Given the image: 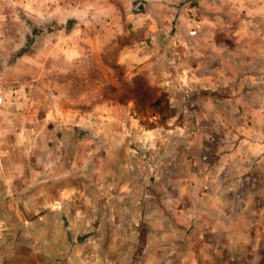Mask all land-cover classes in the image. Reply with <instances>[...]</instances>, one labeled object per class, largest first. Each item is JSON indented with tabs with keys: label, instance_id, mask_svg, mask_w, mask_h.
<instances>
[{
	"label": "rangeland",
	"instance_id": "rangeland-1",
	"mask_svg": "<svg viewBox=\"0 0 264 264\" xmlns=\"http://www.w3.org/2000/svg\"><path fill=\"white\" fill-rule=\"evenodd\" d=\"M109 2L102 7L101 0H0V141L21 130V122L6 127V111L40 117L59 104L72 107L73 120L84 123L66 136L51 130L55 143L42 158L71 156L74 174L67 183L77 192L56 197L73 205V222L66 227L74 250L98 231L108 237L106 244L114 240L105 257L90 244L89 258L70 261L264 264V212L254 210L258 223L247 214L264 205V158L256 162L259 156L250 155L251 146L264 142V0H168L161 8L151 2L148 32L146 22L132 19L130 2L121 0L115 9ZM159 59L165 72L154 79L150 72L161 71L153 63ZM198 76L203 88H217V98L201 89ZM24 131L28 136L33 130ZM240 138L249 159H230L232 178L226 179L217 160L232 153ZM30 144L13 147L25 148L19 154L25 158L35 148ZM100 165L118 168V181ZM51 174L54 180L59 171ZM42 178V198L52 200L44 191L49 178ZM145 183L150 194L137 191V204L131 202L128 187ZM211 186L232 188L231 210H244L241 228L251 221L253 246H230L222 233L209 232L212 220L190 211L201 189ZM33 196L0 193V206L8 201V211L16 212L12 202L38 200ZM134 220L139 226L130 224ZM43 225L0 222V264H49L37 255L44 242L32 238L45 234ZM257 228L260 233L253 234Z\"/></svg>",
	"mask_w": 264,
	"mask_h": 264
},
{
	"label": "crops",
	"instance_id": "crops-1",
	"mask_svg": "<svg viewBox=\"0 0 264 264\" xmlns=\"http://www.w3.org/2000/svg\"><path fill=\"white\" fill-rule=\"evenodd\" d=\"M99 1V0H98ZM102 1V7H104L105 0ZM110 1L109 3L113 4V9H115L118 5V3H121V0H108ZM112 1V2H111ZM130 2V6H135L134 11H132L131 16L132 19L137 18L136 22L140 21V23H145L147 17L150 16L148 14L149 7L152 6L150 5L151 2H156L159 4L158 8H161V5H163V1H168V0H125ZM136 5L138 7L136 8ZM121 9V5H120ZM130 14V13H127ZM169 13L166 12L164 15V19H168ZM113 16V14H112ZM156 17V14H151V17ZM172 18L174 17L173 14L170 15ZM161 20L163 18H160ZM135 22V21H134ZM157 22V21H156ZM156 23L155 29L152 31H158L157 27L159 26ZM144 26V31H150L151 23L146 22ZM158 56H162L160 53ZM159 60L153 61L154 66H157L161 69V71L158 72V74H153V71L150 72L151 76L155 79L156 75H160L161 73L165 72L164 66L166 64H163V62ZM171 61V60H170ZM199 77V76H198ZM202 78L199 77V81L201 83V89L205 91H209L210 95L214 98L216 94L214 91L217 90L215 86L212 88V90H207L206 88H203L202 86ZM242 81V80H240ZM189 84V83H188ZM241 86V85H239ZM231 87V84H230ZM234 88H240V87H234ZM216 89V90H215ZM230 88H228L229 90ZM68 90L65 91V93ZM52 105L48 107V110H44L43 114H41L40 117H25L21 116L18 113H13V112H8L6 111V115L8 116L9 124L6 125V127H11L14 125V123H19L21 122L20 126H16L18 128H21L20 136L19 132L13 136V138L8 139V140H3L0 141V193L3 196L8 197L9 195L12 196L13 199H15L19 194L22 193H28L32 192V196L37 194L38 200H23L22 202H12L15 204L16 209L18 211L10 212L8 211V201L3 202L0 211V222H3V220L8 221V223H16V225H32V224H44L45 226V234L42 236L39 235L38 233H33L32 238L36 242H44L43 246H46L43 248V246L38 248V256L39 258H42L44 262H49V264H73L72 258L74 256H80L81 258H89L88 257V250L90 249L91 245L93 246V251L97 252L98 256L105 257V253L107 255L108 252H104V250L107 248H110V242L106 244L105 241H109L108 237L104 236L101 231L92 233L91 236L87 235L85 239L81 242L80 245L77 246V248H80L79 250H74L73 247V237L72 234H70L67 230V225L71 224L73 222V212L72 210L73 205L72 204H67L65 202L59 201L56 197L57 193H61L64 191L65 197H71L74 193L77 192V190L72 188V184L67 183V179L72 178L73 176V168H72V159L71 156L66 152V157L61 161L60 156H58L57 160L54 161L52 156H50V160H45L42 158V155L46 152H48V149L46 147L48 144L55 143L54 141L50 140V138L54 135L53 133L51 135V130H60L62 134L64 133V136L67 135V130H72V128H75L77 123H80V126L82 128L84 127V123L80 120L79 122L76 120L74 121L71 115V111L73 110L72 107L66 106L65 108L63 105L57 106ZM212 108L211 111L215 110ZM217 109V108H216ZM51 124V126H50ZM183 126V129L186 127L185 124L181 125ZM15 127V126H14ZM51 127V129H49ZM30 128L32 131L31 135H28V132H25V129ZM182 128V127H181ZM50 130V132L47 131ZM176 129H179V127ZM243 131H249L252 129V127L246 128V127H241ZM248 129V130H246ZM13 134V131H8V135L10 136ZM51 135V136H49ZM237 140V139H236ZM238 144L233 149L231 152L232 153H226L220 156L217 160L219 164H222V174H226V179L227 177L232 178L231 174L229 171L231 170V163H228L230 159H234L237 164L240 161V163L243 160H248L249 158L247 157V152H249V148L244 145V140L238 139ZM30 141L33 143L31 146L35 147L33 150V153L25 158H20L19 154L24 152L26 149L25 148H14L13 146L18 147L23 144H28ZM251 146V145H250ZM179 147V146H178ZM252 148V154L254 157L259 156V159L256 160V162H259L261 158H264V142L263 143H258L257 146H251ZM178 149V148H177ZM94 150V149H93ZM104 153V151L102 152ZM173 153H177L176 150ZM243 154H245V157L243 158ZM55 156H57L56 153H54ZM104 157L109 155V154H103ZM173 155V154H172ZM254 161V160H253ZM51 164L50 168H47V165L50 163ZM254 163V162H253ZM99 166V165H98ZM103 167V170L106 172V174L109 175H114L116 177L115 181H118V168L110 170L109 165L104 166L100 165ZM218 166V165H216ZM58 169L59 171V176L55 177L54 180L52 179L51 173H55L57 171H54ZM149 168V165H148ZM109 170V171H106ZM246 175H248V172H250V168H246ZM45 173V171H47ZM116 170V171H115ZM254 170V169H253ZM252 170V171H253ZM148 171V170H147ZM151 171V170H150ZM255 171V170H254ZM49 173V174H48ZM43 174V175H42ZM83 176L84 174L81 173ZM46 178L48 179L45 186H46V191L47 193L50 194L52 197V200H47L46 198H42L41 192H40V183H41V178ZM151 177V176H150ZM247 177V176H246ZM245 177V178H246ZM42 178V179H43ZM58 179V180H56ZM149 180V179H148ZM64 184L63 187H55L50 185H56L57 184ZM32 184V185H31ZM126 185V183H125ZM216 186H211V188L206 187L201 189L200 195H196L195 203L192 205L190 211L194 215H198L199 217L201 216L202 218H206L211 221V230L209 231L210 233H222L227 242L229 243L230 246L236 247L237 249H240L243 245H249L250 247L253 246L254 244H251V241H254L252 236L250 235L249 232V227L251 225V221L249 220V225L247 227H242L241 224L238 225L240 222L241 218L245 215L244 210L240 209V211H236V213H233L231 208L233 207L231 202L229 203V200L232 197V188H227L223 189L220 188V191L214 189ZM228 187V186H227ZM54 188H59V189H54ZM130 190V200L131 202L136 203V192L140 191L141 195L143 196V193H145V198L150 194L149 190V185L142 184V185H134L132 188L128 187V191ZM88 191V190H84ZM57 192V193H56ZM89 192V191H88ZM86 192V194H88ZM35 197V196H33ZM248 203V201H251L250 197H246L245 199ZM259 201V200H256ZM26 203V205H25ZM246 203V204H247ZM137 204V203H136ZM67 205V206H66ZM230 205V206H229ZM249 205V203L247 204ZM230 207V208H229ZM87 208V207H86ZM256 208H250V212H248V219L253 218L256 222L258 223V217L260 215L257 213V217L254 218L252 215H256V212H264V205H259ZM88 209V208H87ZM252 210V211H251ZM256 210V212L254 211ZM143 219H145L143 217ZM260 219L264 220V217H260ZM86 222L89 221V218L85 219ZM136 220L130 222V224H137L139 226L140 222H135ZM254 223V221H252ZM103 224V220L101 221ZM254 223V225H255ZM253 234H258L260 231H253ZM107 238V239H106ZM92 241V242H90ZM135 241V238H134ZM257 241V240H256ZM136 243V242H135ZM91 244V245H90ZM260 244V242H257V246ZM49 245V246H47ZM81 246V247H79ZM136 248V244L134 245ZM79 253V254H76ZM135 255V254H134ZM133 256V252L131 254ZM63 257V260H61ZM94 257V254H93ZM111 257L113 258V254H111ZM122 255L118 256V258H121ZM54 260V263H51L50 260ZM80 264V263H76ZM81 264H88V261L81 262ZM97 264H104L103 258L100 260V263L98 261Z\"/></svg>",
	"mask_w": 264,
	"mask_h": 264
},
{
	"label": "built area",
	"instance_id": "built-area-1",
	"mask_svg": "<svg viewBox=\"0 0 264 264\" xmlns=\"http://www.w3.org/2000/svg\"><path fill=\"white\" fill-rule=\"evenodd\" d=\"M190 34H191V35H194V34H196V32H195V31H191ZM3 101H4V100H3V96H2V94L0 93V106L3 104ZM213 140H214V139H212L211 141H213ZM206 158H207V156L204 155V156H203V160H206Z\"/></svg>",
	"mask_w": 264,
	"mask_h": 264
}]
</instances>
